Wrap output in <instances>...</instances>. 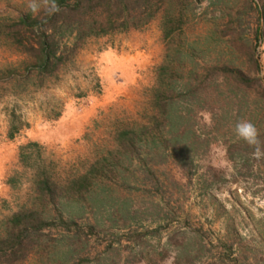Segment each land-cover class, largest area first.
Here are the masks:
<instances>
[{
	"label": "rangeland",
	"instance_id": "obj_1",
	"mask_svg": "<svg viewBox=\"0 0 264 264\" xmlns=\"http://www.w3.org/2000/svg\"><path fill=\"white\" fill-rule=\"evenodd\" d=\"M49 1L0 0V233L21 208L42 209L53 221L17 264H151L161 247L169 251L157 264H172V233L198 238L195 264H264V0H162V10L145 25L86 37L52 75L25 79L26 57L12 45L11 27L24 13L42 16ZM174 2L185 4L186 14L163 38V7ZM166 41L190 45L191 57L206 68L231 67V88L234 79L242 80L231 90L241 111L231 105V118L220 120L219 130L211 127L210 113L198 112L194 129L200 143L181 163L165 149L158 157L125 151L117 139L120 129L145 120L148 88ZM106 51L117 54L112 66L107 62V73L122 90L87 119L81 135L53 139L51 129L65 113L79 112L101 94L98 63ZM256 77L259 87L246 83ZM243 122L256 129L253 142L238 132ZM84 174L79 195L76 187L68 189ZM43 176L56 185L52 201L62 216L74 215L81 243L64 240L68 232L52 201L38 195L36 182Z\"/></svg>",
	"mask_w": 264,
	"mask_h": 264
},
{
	"label": "trees",
	"instance_id": "obj_2",
	"mask_svg": "<svg viewBox=\"0 0 264 264\" xmlns=\"http://www.w3.org/2000/svg\"><path fill=\"white\" fill-rule=\"evenodd\" d=\"M186 1L189 0H180L178 4ZM49 2L50 6L42 16H34L30 12L24 13L11 27L12 45L26 57L25 62L22 63V78L26 79L31 75L35 77L52 75L75 54L86 37L137 29L162 10L159 7L162 0H50ZM53 2L58 11H52ZM176 4L174 2L173 5L168 4L163 7L165 14L161 25L163 38L171 36L175 28L174 22L181 23L186 14L183 12L185 4L180 5L181 7H177ZM178 29H180L179 25ZM259 35L258 27L255 31L256 38ZM169 43L165 42V54L156 67L155 80L148 88V102L144 109L145 120L136 123L133 128L120 129L117 139L125 151L144 150L158 157L165 149L173 155L177 154L175 158L181 163L187 158L184 156L187 151L198 148L200 143L194 129L198 112L210 113L213 119L211 127L219 130L220 120L231 118V105L236 107L237 113L241 111L242 107L238 99L231 101V90H237L239 81L242 80L234 79L237 85L231 88L228 83L231 67L223 64L220 67L212 65L206 68L191 57L193 50L190 45L185 48L180 44L170 46ZM249 59L257 72L258 62L253 51H250ZM10 70L15 71L14 68ZM245 80L248 85L256 84L259 87L261 77ZM260 87V96L264 101V86L260 85ZM8 136H12L10 131ZM22 148L23 146L19 147V158L23 156ZM85 179V174L73 179L68 189L76 187L75 193L79 195L81 193L79 189L83 187ZM36 185L42 200L45 197L53 200L56 185L48 176H43ZM51 204L57 220L68 232L64 240L69 244L81 243L79 230L74 223V215L69 213L63 217L61 209L57 207L58 202L52 201ZM52 222L50 217L44 215L42 209L21 208L12 212L0 233V263L21 262L32 246L39 245V233L45 226L53 224ZM71 224L74 225L73 228L70 227ZM179 235L178 237L172 233L168 236L167 242L172 254L171 263L195 264L201 254L198 238L190 236L185 239L183 233ZM167 250L164 247L156 250L153 253L154 259L149 260V263L157 264L168 254ZM207 264L211 263L207 262Z\"/></svg>",
	"mask_w": 264,
	"mask_h": 264
},
{
	"label": "crops",
	"instance_id": "obj_3",
	"mask_svg": "<svg viewBox=\"0 0 264 264\" xmlns=\"http://www.w3.org/2000/svg\"><path fill=\"white\" fill-rule=\"evenodd\" d=\"M114 61H117L116 52L106 51L103 53L101 60L98 63L101 69V73L98 74L101 85V94L98 96H92L89 103L83 106L79 112L73 110L65 113V117H61L59 122L56 123L57 125L51 129L50 135L53 139L55 138V140L60 139L63 141L81 135L84 131L87 119L93 115L97 109L117 97L122 90V87L119 84H115L107 73L109 68L107 62L112 66ZM128 76H130V73L127 74V77ZM132 81L133 80H129L127 82Z\"/></svg>",
	"mask_w": 264,
	"mask_h": 264
},
{
	"label": "clouds",
	"instance_id": "obj_4",
	"mask_svg": "<svg viewBox=\"0 0 264 264\" xmlns=\"http://www.w3.org/2000/svg\"><path fill=\"white\" fill-rule=\"evenodd\" d=\"M52 11H58L57 6L53 2ZM237 130L245 139H248L250 142L254 141L256 136V129L251 123L243 122L237 125Z\"/></svg>",
	"mask_w": 264,
	"mask_h": 264
}]
</instances>
